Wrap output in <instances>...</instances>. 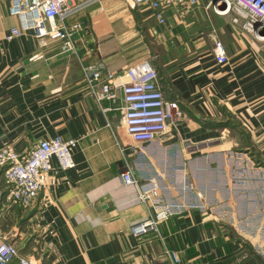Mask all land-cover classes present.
Wrapping results in <instances>:
<instances>
[{"label": "crops", "instance_id": "crops-1", "mask_svg": "<svg viewBox=\"0 0 264 264\" xmlns=\"http://www.w3.org/2000/svg\"><path fill=\"white\" fill-rule=\"evenodd\" d=\"M207 1L162 0L159 23L146 6L94 0L74 16L84 26L75 51L62 52L59 39L39 45L30 31L6 39L17 18L8 12L10 0H0V147L26 153L42 138L77 140L75 165L60 168L52 157L32 206L11 201L0 170V235L20 254L35 264H172L155 233L130 231L149 208L120 178L129 166L157 180L178 206L160 228L180 264H264L257 248L214 224L226 206L209 210L202 201L209 191L192 189L199 159L218 156L226 168L243 154L264 158V43ZM97 60L115 73L145 61L154 66L179 119L152 142L134 143L120 100L99 103L87 93L81 67ZM180 172L188 186L176 179ZM222 198L232 199L225 192Z\"/></svg>", "mask_w": 264, "mask_h": 264}, {"label": "built area", "instance_id": "built-area-1", "mask_svg": "<svg viewBox=\"0 0 264 264\" xmlns=\"http://www.w3.org/2000/svg\"><path fill=\"white\" fill-rule=\"evenodd\" d=\"M92 1L10 0L8 12L16 16L17 24L8 29L5 38L11 39L30 31L39 45L46 44L48 38H57L61 41L62 52L75 51L74 37L84 26L74 16ZM127 1L132 6L139 4L148 7L159 23L165 22L162 0ZM205 6L218 15H229L232 22L239 23L245 32L264 43V0H208ZM81 70L87 93L97 102L120 100L117 108L121 122L134 143L152 142L157 135L166 132L169 122L178 120L181 115L176 102L164 99L158 72L146 61L133 64L122 73L113 72L102 60L83 64ZM121 75L124 80L117 82ZM76 143L75 138L54 135L40 139L26 153L10 146H1L0 170L3 171L11 201L23 207L35 204L45 184L50 159L54 157L60 168L73 167L75 162L71 148ZM120 178L124 184L135 188V199L146 203L149 208L148 216L131 223L130 231L135 235L155 233L172 264H180L178 251L167 245L166 236L160 228L169 215L177 212L178 206L168 200L157 180L141 178L129 166L120 173ZM14 257L17 258L16 263H13ZM0 264L35 263L20 254L13 242L0 235Z\"/></svg>", "mask_w": 264, "mask_h": 264}, {"label": "rangeland", "instance_id": "rangeland-1", "mask_svg": "<svg viewBox=\"0 0 264 264\" xmlns=\"http://www.w3.org/2000/svg\"><path fill=\"white\" fill-rule=\"evenodd\" d=\"M240 158L242 160L237 159V165L227 162L226 168L224 159L218 156L195 161L192 175L190 173L192 189L195 194H201L204 189L209 191L206 198L202 193L204 206L209 210L213 211L214 206H226L228 213L217 217L216 226L230 228L264 255V158L250 154H243ZM176 179L187 183V177L181 172ZM224 192L232 198L228 203L222 198ZM195 201L194 205L201 207L202 204Z\"/></svg>", "mask_w": 264, "mask_h": 264}, {"label": "water", "instance_id": "water-1", "mask_svg": "<svg viewBox=\"0 0 264 264\" xmlns=\"http://www.w3.org/2000/svg\"><path fill=\"white\" fill-rule=\"evenodd\" d=\"M222 7H224V4H222Z\"/></svg>", "mask_w": 264, "mask_h": 264}]
</instances>
